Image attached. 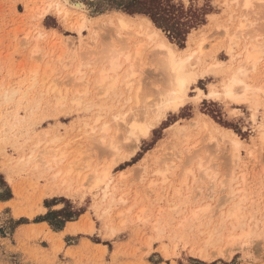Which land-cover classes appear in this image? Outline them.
Masks as SVG:
<instances>
[{
    "label": "rangeland",
    "instance_id": "374dc122",
    "mask_svg": "<svg viewBox=\"0 0 264 264\" xmlns=\"http://www.w3.org/2000/svg\"><path fill=\"white\" fill-rule=\"evenodd\" d=\"M55 1L60 4V9L53 7L40 18L39 12L47 4L54 5ZM67 1L84 3V0ZM120 1L126 0H87L88 10L79 11L65 0H0V264H147L148 260L155 264L158 259L162 261L161 249L165 246L173 251L178 249V254L182 253L189 260L195 259L193 253L214 249L227 251L229 260L235 258L236 264H264V232L260 233L264 230V135L262 138L260 135L262 131L264 134V105L256 111L248 104L232 105L234 110L242 109L245 113V117L240 119L247 129L246 135L244 128L240 129L239 140L242 143L236 165L229 156L230 144L226 140L224 143L219 141L217 134H213L215 139L210 140V134L201 125L205 118L195 110L181 115L172 123L160 121L148 138L139 140L131 155L134 145L126 144L115 155L104 145H99L96 139H90L85 132L83 134L87 129L85 124H92L98 111L104 113L103 121L113 125L112 115L126 112L133 103L128 106L121 102L120 97L124 99V93L115 98L98 97L91 85L90 70H95L98 57L109 49L122 47L125 38L129 37L128 33L118 36L106 23L108 18L126 15L137 19L144 15L152 21L146 14H129L115 8V3ZM163 1L176 9L177 0ZM200 2L194 0L192 10L188 11L184 0H180V12L174 11L180 18L173 20L176 22L174 26L180 29L179 36L172 29L151 23L176 50L194 47V43L203 39L201 59L204 62L218 60L226 65L230 63L228 40L223 29H218V25L225 23L230 32L237 30L234 27L239 22L244 23V31L239 32L236 38L238 43H255L260 49V44L264 45V40L258 39L264 34L262 1L253 0L254 4L246 10L240 4L230 2L223 5L222 0H211L202 14ZM58 11L65 14V30L69 33L68 40L73 41L71 50L62 36L37 27L43 19L57 15ZM193 14L199 20H194ZM81 20L84 28L80 33L74 31L73 38V30ZM145 52L136 79L142 90L140 95L150 93L151 96L162 78L150 60L146 62L150 55L148 57L147 50ZM35 68L36 74L32 73ZM259 73L260 83L264 84V72ZM80 76H84L82 83L77 80ZM85 80L90 82L82 94ZM218 80L209 75L198 81L207 92L209 83L217 84ZM11 92L15 94L10 99L2 97L4 93ZM196 94L193 88L192 95ZM56 95L63 97L62 106L57 105ZM74 95H79L83 101L79 107L72 106L70 102ZM261 99L264 104L263 95ZM203 103L209 102L205 99ZM133 107L140 109L141 105ZM15 115L24 118V122L11 127L9 125ZM173 125L179 127L181 134H173L170 130ZM52 138L57 140L51 141ZM37 141L41 143L33 157H36L34 160L38 165L33 160H25L23 164ZM193 145L195 147H191ZM178 148L180 159L174 160ZM197 150L200 151L199 159L209 160L207 162L211 166L208 171L213 180L211 198L207 180L203 185H195L205 188L198 197L193 192L191 178H187V183L184 180V184L181 180L184 179V153ZM122 154L126 157L119 159ZM54 156L62 159L56 162L62 170L71 165V195L61 197L57 194L53 197L49 190L50 185L55 184L52 188L59 185L51 176L59 167L54 166L51 170L45 165ZM158 159H165V165L171 167L164 176V183H160L162 177L154 173ZM112 163L110 171L115 189L113 202L108 205L100 200L97 189L87 190V187L92 181L90 175L93 170L100 172ZM77 170H81L79 176ZM196 172L199 176L198 167ZM84 175L88 178L82 181ZM148 179L156 181L150 189L146 186ZM177 181L181 184L179 188ZM168 182L170 186H167ZM80 183L84 187L76 188ZM229 185L239 189V195L244 198L243 221L250 224L249 216L254 213L258 229L252 232L254 235L250 233L244 239L230 243L229 234L238 236L247 226L236 228L231 233L226 227L221 230V235L218 234L220 237L213 235L211 244L207 243L210 231L218 226V214L230 205L226 200ZM172 188H178L179 193L176 195ZM53 198H62L68 205V211L55 217L50 214L56 211L52 206ZM119 198L125 202L121 203ZM207 205L209 209L198 211ZM104 210L108 212L103 213ZM194 212L198 214L195 216ZM66 216H72V219L64 220ZM50 221L54 225L61 224L60 228L52 227ZM70 224H74V231L64 232ZM218 237L219 241L214 243V238ZM151 244L156 245V251L150 253ZM232 249L238 251L233 253Z\"/></svg>",
    "mask_w": 264,
    "mask_h": 264
},
{
    "label": "bare ground",
    "instance_id": "6f19581e",
    "mask_svg": "<svg viewBox=\"0 0 264 264\" xmlns=\"http://www.w3.org/2000/svg\"><path fill=\"white\" fill-rule=\"evenodd\" d=\"M261 1L262 0H260V2ZM65 2L68 3L72 8H74L76 10L85 11V10H82V8L76 7L77 4H82L80 1H75V2L69 3L67 0H65ZM230 2L234 3V4H240V7L241 8L243 7L246 10H247V8L249 9L254 4V3H252L253 0H222L221 4L229 5ZM57 3L58 2L55 1L54 5ZM245 4L249 5V7H245L244 6ZM48 5L49 4H47V6H45V8H43L39 12L40 18L44 17L49 12L50 9H49ZM81 19H84V18H81ZM106 23H108V25L113 27V29L115 30V32L118 36H121V33H128L129 37L132 36V38H129V37L125 38V42L123 43L122 47L117 48V49H115V48L109 49V51L107 53H104V55L101 54V56H102V57L100 56L101 58L98 57L99 61L96 60L98 65L95 67V70H90V74L92 75L91 85L95 89L96 95L98 97H107V98H110V97L113 98L114 97L115 98L117 96L120 97L124 93L125 96H124L123 100L126 101L128 99H131V101L134 104L133 103H132V105L130 104V107L129 108L127 107V109H126L127 110L126 112H123L121 114L119 112H117L116 114L112 115L113 116V119H112L113 125H112V122H111V125L113 128L111 127L110 123H108L107 121H103L102 117H104V115H103L104 113L103 114L98 113L99 112L98 111L96 113L94 119L92 120V124H90V125L85 124V127L87 129L85 131H83V134L85 132L86 134H88L90 139L91 138L96 139L95 141H97V143H99V145H104L105 148L112 151L113 154L115 153V155H116V153H119V151L122 148L126 147V144H127V146L131 144V145H134L133 151L129 154V155H131L135 151L136 145L139 142V140L141 138H144V139L148 138V137H144L143 135L139 134L140 133L139 125L151 123L152 120L155 119V117L153 116L152 113L154 110H157L156 109L157 100H159V98L162 95L166 96L168 94V90L171 88L172 78L174 77V75L176 73L173 71V66L170 63H168L167 60L165 59V57L167 56V52L161 51V44L162 43L165 44L169 49H171V51L175 57L176 71H178L182 74H185L187 76L197 77L198 80L205 79L207 76L213 75L214 77L218 78L219 82L221 83V86L219 89L220 91H223V83H222L223 81L229 80L232 76H237L240 79L246 80L248 82V84L250 85V88H249L248 95L246 97V103H244V104L233 103V104L236 106L248 104L250 107H252L253 111L254 110L256 111L260 106L264 105L263 101L261 99L262 95L264 96V84L260 83L261 74L259 73V71L261 73H262V71L264 72V64H257L256 63L257 60L259 59L261 49L258 48L259 46L258 45L256 46L255 43L251 44V42H248V43L240 44L236 41L237 36H239V32L244 31V30H242L244 28V25H243L244 23L239 22V24H237V27H234L238 31L233 30L234 33L229 31L228 25L226 23L222 24V25H218V29H220V28L223 29L224 36L228 40V46H227L228 55H229V49H231L234 56H235V59H233V57L230 55L228 56L230 63L227 65L221 61H218V60L204 62L201 59V56L203 54V50L201 48L203 39L194 43V47L190 46L184 50H176V48L169 42V40L166 39V37H164L162 35V33L157 28H155L152 25L151 21L145 16L140 15L139 18L135 19L132 17H128L126 15H117L115 17L108 18ZM83 28H84V21L81 20L76 25L74 30L77 33H80ZM236 32L238 34H236ZM249 41H251V40H249ZM242 43H243V40H242ZM260 47H261V44H260ZM146 50L148 52V54H147L148 57L150 55L149 59H146V56H145V59L147 60L146 62H148L150 60L149 62H151L154 65V69L156 68V71L158 72V74L159 73L161 74L160 77L162 78L161 84L155 85V88H156V90L154 88L155 92L154 93H152L153 91L151 92L153 97H152V95L150 96V93H149V95L147 94L146 96L140 95L142 90H140L141 89L140 85L136 79V77H137V75L141 69V61H143L142 58H144L143 55H144V52ZM145 55H146V52H145ZM129 57L131 58L130 61H129ZM249 57H251V59H249ZM145 63L143 65H145ZM151 67H153V66H151ZM241 68H243L245 72H249V76H243L240 73ZM253 68L255 69V71H250V69H253ZM47 69H50V68L48 67ZM36 70H37V68H35L32 73L36 74L37 73ZM50 71H52V70L50 69ZM101 72L104 73L103 76L100 75ZM73 75H74V73H73ZM83 78H84V76H80L77 80L81 81V83H82ZM89 82H90L89 80L88 81L85 80V84H83L85 86H82L83 90L80 93L83 94L86 92L87 87H88L87 84L89 85ZM101 82H102V84H101ZM213 85H215V84L209 83L208 90L212 89ZM98 87H99V90H98ZM105 93H106V95H105ZM14 94H15V92H11L8 94L4 93L2 97L5 100H8L11 97H13ZM137 97H139V100H137ZM56 98H57V105L62 106L63 97L60 95L59 96L56 95ZM70 102L72 103V106H77V107H79L83 103V101L79 95L78 96L74 95L73 99H70ZM90 104L91 103H89V105ZM93 105H95V103ZM133 105H135V106L141 105V107H140V109H138L137 107L132 108ZM133 113H135V115H133ZM115 115L120 116L119 122H117L115 120V118H114ZM252 119L254 120V115H252ZM129 120H136L137 121L138 127L135 130L132 129V126L130 123H126V121H129ZM23 122H24V118H19L15 115L13 118V121L11 122V125H9V126H11V127L17 126ZM159 122L160 121L157 120L156 125ZM105 125H107V128H105ZM201 125L210 134V137H209L210 140H214L215 135L213 136V134H217V135H219V137L221 139L219 141H221V142L223 141L222 143H224V140H226V143L230 144L229 149L231 150V152H230L231 154H229V156H230V159L232 158L231 160L234 159L232 162H234V164L236 165L235 161L238 159V150L240 147V146L236 147L235 143H234V141L237 139V137L229 136L227 139H225V137L228 135V133L224 132V131L217 130L216 127L212 124V122L210 120L207 123L205 122V119L202 120ZM125 129L128 132H133V135H131V136L126 135ZM152 129L153 128L150 129V135H151ZM170 130L173 132L174 135H177V134L179 135L182 132L179 129V127H176L175 125L171 126ZM260 135L262 138L264 135L263 131L261 132ZM55 140H57V139L56 138L51 139V141H55ZM40 143H41V141H37V143L34 144V148L33 149L31 148L32 150L30 152L28 151V155L30 154V157H25L26 159H24L23 164L25 163V160H26V162L29 160L35 161L34 159L36 157L35 156L33 157V153L34 152L36 153L35 150L37 149V147L39 146ZM241 143H242L241 140H239L240 145H241ZM172 155H175V153L171 154V156ZM125 157H126V155L122 154L119 159H123ZM27 158H29V159H27ZM20 159H22V157H20ZM49 160H47L45 162L47 169H51L52 167L54 168V166L59 167L56 162L61 161L62 159L60 157L54 156L51 161H49ZM199 160H202V159H199ZM203 161H205V160H203ZM207 161L209 162V160H207ZM207 161H205L204 164H206V166L207 165L208 166L206 167L203 164L204 169L206 172H208V171L210 172L209 167H211V166H209ZM20 162H18V163H20ZM156 162L158 164V168H156L154 170V173L156 175L160 176V178L162 177V179H160V181H161L160 183H164L166 181V178L164 176L169 171V168H171V167H168L165 165V162H166L165 159H158V160H156ZM35 163H37V165H38V162L35 161ZM32 164H33V166L35 165L34 163H32ZM112 165H113V163L108 164L106 166V168L101 170L100 172H95V170H93L95 174L92 173V175H90L91 178L89 177L92 180V181H90L91 186L88 185V187H87V190L89 188L95 189V190L97 189L101 195L100 200L106 201L105 203L106 204L108 203V205H110L113 202V191L115 189V186H114L113 180H112V176H111V171H110V168L112 167ZM56 169H58V170L54 174L51 173L52 175L51 174L50 175L52 176V180L55 181V183L58 182L59 185L56 188H52L53 185L55 186V184H53V182H52L53 185H50L52 187H49L50 188L49 190L52 193L55 191L57 194L66 193V195H71L72 194L71 181H73L71 179V177L73 175L71 173V171H72L71 165H70V167L67 166V168H65L64 170H62L60 167L56 168ZM198 169H199V167H198ZM79 171L81 172V170H79ZM77 172H78V170H77ZM77 172L74 171V173H77ZM80 172L77 173L78 176H79ZM209 172H208V174H209ZM210 174H212V173H210ZM241 174H243V173H241ZM74 175H76V174H74ZM214 175L216 176V174H214ZM214 175H213V177H215ZM84 176L85 177L82 179V181H84L85 178H88L87 175H84ZM210 176H212V175H210ZM241 179H242V177H241ZM50 180H51V178H50ZM88 180L89 179H86V181H88ZM148 180H149V182H148V184L146 183L147 184L146 186L150 189L153 185L155 186L156 181H150V179H148ZM181 180L183 181V182L182 181L181 182L184 184L185 178L184 179L182 178ZM230 180L232 181L231 178H230ZM179 181H177V182H179ZM76 182L77 181H75V183ZM173 183H174V181H173ZM241 184H242V182H241ZM170 185L171 184H169V182H168L167 186H170ZM179 185H181L180 182L178 184V188H179ZM236 185H235V187H236ZM80 186L76 187V188H82V186L84 187V184L81 185V183H80ZM233 186L229 185L227 187V189H229L228 190L229 192L226 196V200L229 201L230 205L227 207V209L225 211H220V213L218 214L219 221L218 222L216 221L218 226L216 227V229L213 228L212 231H210V235L207 238L208 239L207 243L209 242L211 244V242L213 240V235L217 234L216 236H219L218 234H220L222 232L221 230H224L223 228H226V227L230 228V233H231V232H234L233 230H235L236 228H238V229L242 228L243 229L245 226H247V229L245 228V231H240V234L238 236H234L233 233H231V235L229 234V236H231V237H229L231 239L230 243H235L239 239L241 240V238L244 239V237H246L247 235L249 236L250 233L253 234L252 232H255L258 229V226H257L258 220L256 221L253 219L254 213H252L253 215L249 216L250 219H248V220H249L250 224L249 223L247 224L243 221L245 218V215H243V213H242V209L244 208L242 206V202L244 201V198H243V196L239 195L240 190L234 189ZM47 187H48V185H47ZM178 188L177 189L175 188L174 190L172 188L171 190H173V192L177 195L179 193ZM167 189H168V187H167ZM74 190H75V188H74ZM118 200L121 203L125 202V199H123V198H119ZM169 203H171V202L169 201ZM221 206H223V205H221ZM263 206H264V204H263ZM207 209H209L208 205L200 207L198 209V211L203 212V211H206ZM107 212H108V210L103 211V213H107ZM194 214L196 216V214H198V213L194 212ZM73 226L74 225H72V224L68 225L66 227V229L64 230V232H67V233L73 232L74 231ZM263 232H264V230L260 231L261 234ZM257 233H259V232H256V234ZM257 235H256V237H261L260 235L259 236H257ZM219 237L216 239L214 238L213 242L214 243L218 242Z\"/></svg>",
    "mask_w": 264,
    "mask_h": 264
},
{
    "label": "snow or ice",
    "instance_id": "6c2138e0",
    "mask_svg": "<svg viewBox=\"0 0 264 264\" xmlns=\"http://www.w3.org/2000/svg\"><path fill=\"white\" fill-rule=\"evenodd\" d=\"M138 4L143 7L144 5H153L156 3V0H137ZM211 0H201L200 2V10L201 14L206 6L210 4ZM194 0H184V7L191 11L193 8ZM264 3V0H262ZM245 7H249V5L245 4ZM49 9L55 7L57 10L60 9V4L48 5ZM77 8H82V10L87 11V0H84L83 4H77ZM177 13L180 12V0H177V7L175 9ZM210 11V9H209ZM179 15L176 17V21L179 20ZM194 20L196 19L195 14L192 17ZM211 18V17H210ZM202 22V21H201ZM175 23V22H174ZM167 24V22H165ZM41 31L48 32L51 31L53 35H60L64 38V41L67 47L71 50L73 48V41L68 40L69 33L65 30V14L63 12H59L57 15H50L48 18L43 19L42 24L37 25ZM73 30V38H74ZM262 33H264V29H262ZM258 39L264 40V34ZM161 51L167 52V56L165 59L168 63L173 66V71L176 73L172 78L171 88L168 90V94L166 96H161L156 103V109L153 111V116L155 119L152 120L151 123L141 124L140 127V135L144 137H149L150 129L156 126V121H167L168 123H172V121L179 120L181 115L186 114L189 111L195 110L197 113L201 114L205 118V122L207 123L209 120L219 131L227 132L228 135L225 137L227 139L229 136H235L237 139L234 141L235 146L239 147V134L240 129L244 128V125L241 121V117H245V113L243 110H234L233 103L235 104H244L246 103V97L249 92L250 85L246 80L240 79L237 76H232L229 80L223 81V91H220L221 83L217 82V84L213 85V88L208 90L207 92L203 91V85H201L198 81L197 77L187 76L176 71V62L175 57L171 51L165 44H161ZM229 55L235 59V56L231 49H229ZM83 59V58H82ZM251 59V57H249ZM131 58L129 57V61ZM257 64H264V45L261 46V51L259 55V59L256 62ZM91 66V65H90ZM250 71H255V69H250ZM240 73L243 76H249V72H245L243 68L240 69ZM101 76L104 75L103 72L100 73ZM205 84L207 81L204 82ZM102 84V82H101ZM143 87V85H142ZM193 88L197 95H192ZM99 90V87H98ZM127 94V93H126ZM106 95V93H105ZM121 102L125 104H130L131 99L123 100L120 97ZM207 100L209 103L204 104L203 101ZM139 100V97H137ZM206 109V111H205ZM135 115V113H133ZM112 118V117H110ZM115 120L117 122L120 121V116L115 115ZM126 123H130L132 129L135 130L138 127L136 120H129ZM165 129L167 125L164 126ZM107 128V125H105ZM231 130V131H229ZM125 134L128 136L133 135V132H128L125 129ZM244 134H247V129L244 128ZM191 147H195L194 145ZM185 160L182 163V174L185 178V183L188 182L187 178H191V183L194 185L193 192L196 193L198 197L201 193L205 191L203 186L197 188L195 185L200 184L203 185L205 180H207L208 188L207 191L209 193V198H211V193L213 190V186L211 184L212 177L209 176L208 172L205 171L203 164L205 163L203 160H199L200 151H186L184 153ZM179 148L177 149V155L174 157V160H179ZM199 167V176L197 175L196 169ZM186 170V171H184ZM53 197L57 195L54 191L52 193ZM61 197L66 195V193H60ZM52 206L56 209L53 212V216L62 215L68 211V205L61 199H52ZM156 245L151 244L149 252H155ZM238 249H232V252H237ZM179 250L173 251L172 249L165 246L161 249L162 261L157 260L155 264H236V259L233 258L229 260V253L227 251L221 250L217 252L216 250H201L199 254L193 253L192 255L195 259H185L182 253L178 254ZM147 264H152L151 260L147 261Z\"/></svg>",
    "mask_w": 264,
    "mask_h": 264
},
{
    "label": "trees",
    "instance_id": "16d2710c",
    "mask_svg": "<svg viewBox=\"0 0 264 264\" xmlns=\"http://www.w3.org/2000/svg\"><path fill=\"white\" fill-rule=\"evenodd\" d=\"M114 7L117 9H121L122 11L129 13V14H139V13L146 14L153 21L151 22L154 23L156 26L162 27L165 29H170V30L172 29L175 31L173 33L176 36H179L180 34V31H179L180 29L174 26V24H176V22L174 23L173 21L176 18V15L174 13L175 9L173 8V6L164 4L163 0H156L155 4L151 6L144 5L143 7H141L138 4L137 0H126L124 2L120 1L118 3H115ZM196 19L199 20L198 17H196ZM165 22H167V24H165ZM50 214L53 215V213H50ZM70 219H72V216H66V218H64V220H70ZM49 223L52 227L55 226L54 228L56 229L60 228L61 226V224L54 225L51 221ZM60 223H63V222H60Z\"/></svg>",
    "mask_w": 264,
    "mask_h": 264
},
{
    "label": "crops",
    "instance_id": "0c3cea01",
    "mask_svg": "<svg viewBox=\"0 0 264 264\" xmlns=\"http://www.w3.org/2000/svg\"><path fill=\"white\" fill-rule=\"evenodd\" d=\"M72 225H74V224H72ZM66 229V228H65Z\"/></svg>",
    "mask_w": 264,
    "mask_h": 264
}]
</instances>
